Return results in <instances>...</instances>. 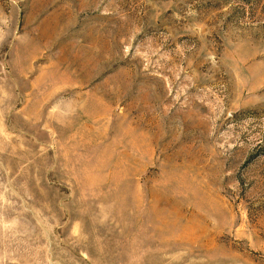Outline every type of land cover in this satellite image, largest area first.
<instances>
[{"label": "rangeland", "instance_id": "374dc122", "mask_svg": "<svg viewBox=\"0 0 264 264\" xmlns=\"http://www.w3.org/2000/svg\"><path fill=\"white\" fill-rule=\"evenodd\" d=\"M0 264H264V0H0Z\"/></svg>", "mask_w": 264, "mask_h": 264}]
</instances>
